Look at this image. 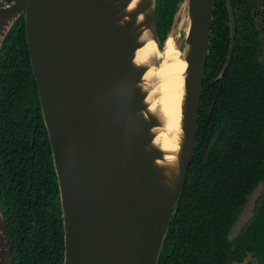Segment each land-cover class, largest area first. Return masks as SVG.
I'll return each mask as SVG.
<instances>
[{
    "label": "water",
    "instance_id": "water-1",
    "mask_svg": "<svg viewBox=\"0 0 264 264\" xmlns=\"http://www.w3.org/2000/svg\"><path fill=\"white\" fill-rule=\"evenodd\" d=\"M13 0L0 8V52L25 17L58 178L65 233L64 264H158L193 160L215 0H183L188 30L182 141L176 166L155 144L161 114L144 83L153 65L136 63L146 40L163 48L157 0ZM232 43L222 75L235 48ZM177 42V41H176ZM0 264H14L0 202Z\"/></svg>",
    "mask_w": 264,
    "mask_h": 264
},
{
    "label": "trees",
    "instance_id": "trees-1",
    "mask_svg": "<svg viewBox=\"0 0 264 264\" xmlns=\"http://www.w3.org/2000/svg\"><path fill=\"white\" fill-rule=\"evenodd\" d=\"M11 1L0 0V8ZM182 2L157 0L161 44ZM233 5L237 45L221 76L230 43L228 11L225 0H215L195 154L158 264H241L250 256L247 264H264V190L252 218L231 238L250 195L264 182V39L251 1L250 7L249 0ZM0 202L14 264H64L59 183L24 16L0 52Z\"/></svg>",
    "mask_w": 264,
    "mask_h": 264
},
{
    "label": "bare ground",
    "instance_id": "bare-ground-1",
    "mask_svg": "<svg viewBox=\"0 0 264 264\" xmlns=\"http://www.w3.org/2000/svg\"><path fill=\"white\" fill-rule=\"evenodd\" d=\"M139 0H134L133 8ZM174 33V32H173ZM170 34L163 49H158L153 40H146L144 47L136 53V63H152L155 57L159 66L153 65L145 76L144 83L149 86L147 101L151 111L161 114L164 124L154 129L155 144L166 152V166H176L177 154L182 141V107L185 93L187 61L181 55L180 47Z\"/></svg>",
    "mask_w": 264,
    "mask_h": 264
},
{
    "label": "rangeland",
    "instance_id": "rangeland-1",
    "mask_svg": "<svg viewBox=\"0 0 264 264\" xmlns=\"http://www.w3.org/2000/svg\"><path fill=\"white\" fill-rule=\"evenodd\" d=\"M187 30H188V14L185 12V10L183 8L180 15L177 18V22H176L174 28L172 30V32H174L173 35L175 34L174 37H175L177 43L181 46V48L185 47V44H186L185 43V41H186L185 36H186ZM263 190H264V182H262L255 189V191L250 195L249 201H248L247 205L245 206L244 211L242 212V214L239 218V221L236 223V225L234 226V228L232 230L231 238L236 237V235L239 233L241 228L252 218V216L254 214L255 202ZM250 259H253V258H251V256H250L244 263H241V264H247ZM238 264H240V263H238Z\"/></svg>",
    "mask_w": 264,
    "mask_h": 264
},
{
    "label": "flooded vegetation",
    "instance_id": "flooded-vegetation-1",
    "mask_svg": "<svg viewBox=\"0 0 264 264\" xmlns=\"http://www.w3.org/2000/svg\"><path fill=\"white\" fill-rule=\"evenodd\" d=\"M250 1H251V6L253 5V8H251V13L250 14L255 16L254 23L256 25L257 30L260 31L261 39H264V35H263L264 16L262 14V10H264V6H262L261 0H249V7H250ZM225 2H226V0H225ZM226 4H227V2H226ZM232 6H233V14H234V17H235V27H236V31H235V48H234V53H235V49H236V45H237V33H238V25H239V23H238V11H236V9H235V7L233 5V0H232ZM227 11H228V26H229V42H230L229 43V52H230L231 43H232V33H231L232 25H231V15H230V11L228 9V6H227ZM229 52H228V56H229ZM228 56H227V60H228ZM233 57H234V54H233ZM227 60H226V63H227ZM232 60H233V58H232ZM226 63H225V65H226ZM31 65H32V63H31ZM32 70H33V68H32ZM34 77H35V75H34ZM35 80H36V78H35ZM36 84H37V81H36ZM37 88H38V84H37ZM38 93H39V89H38ZM39 100H40V95H39ZM40 104H41V101H40ZM22 107H23V105H22ZM41 109H42V106H41Z\"/></svg>",
    "mask_w": 264,
    "mask_h": 264
}]
</instances>
